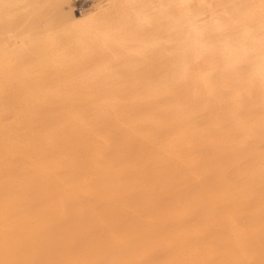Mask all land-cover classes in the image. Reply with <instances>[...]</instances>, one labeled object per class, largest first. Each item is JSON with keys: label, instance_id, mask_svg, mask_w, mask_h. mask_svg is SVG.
<instances>
[{"label": "bare ground", "instance_id": "1", "mask_svg": "<svg viewBox=\"0 0 264 264\" xmlns=\"http://www.w3.org/2000/svg\"><path fill=\"white\" fill-rule=\"evenodd\" d=\"M76 1L0 0V264H264V0Z\"/></svg>", "mask_w": 264, "mask_h": 264}, {"label": "snow or ice", "instance_id": "2", "mask_svg": "<svg viewBox=\"0 0 264 264\" xmlns=\"http://www.w3.org/2000/svg\"><path fill=\"white\" fill-rule=\"evenodd\" d=\"M70 8V5L66 6ZM154 7V6H148ZM260 61L264 63V8H262L261 12V36H260Z\"/></svg>", "mask_w": 264, "mask_h": 264}, {"label": "rangeland", "instance_id": "3", "mask_svg": "<svg viewBox=\"0 0 264 264\" xmlns=\"http://www.w3.org/2000/svg\"><path fill=\"white\" fill-rule=\"evenodd\" d=\"M87 4H88L87 0H77L75 3L77 10L85 8Z\"/></svg>", "mask_w": 264, "mask_h": 264}]
</instances>
